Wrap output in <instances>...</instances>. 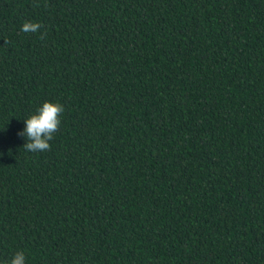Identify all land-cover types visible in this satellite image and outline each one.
Instances as JSON below:
<instances>
[{
  "label": "trees",
  "instance_id": "1",
  "mask_svg": "<svg viewBox=\"0 0 264 264\" xmlns=\"http://www.w3.org/2000/svg\"><path fill=\"white\" fill-rule=\"evenodd\" d=\"M0 153V264H264V0H0Z\"/></svg>",
  "mask_w": 264,
  "mask_h": 264
},
{
  "label": "clouds",
  "instance_id": "2",
  "mask_svg": "<svg viewBox=\"0 0 264 264\" xmlns=\"http://www.w3.org/2000/svg\"><path fill=\"white\" fill-rule=\"evenodd\" d=\"M42 25L39 22H26L21 31L25 33L38 32ZM64 111V105L60 102L46 101L37 109V112L26 119L25 128L18 133L26 136L28 142L24 145L29 152H43L50 149V141L59 130L60 116ZM2 155V153H0ZM6 264H26V256L23 251H18L10 262Z\"/></svg>",
  "mask_w": 264,
  "mask_h": 264
}]
</instances>
